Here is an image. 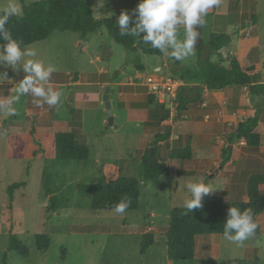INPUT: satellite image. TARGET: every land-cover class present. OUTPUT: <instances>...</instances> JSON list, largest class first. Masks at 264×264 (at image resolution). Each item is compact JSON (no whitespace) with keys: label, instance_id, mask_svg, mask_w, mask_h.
I'll list each match as a JSON object with an SVG mask.
<instances>
[{"label":"rangeland","instance_id":"1","mask_svg":"<svg viewBox=\"0 0 264 264\" xmlns=\"http://www.w3.org/2000/svg\"><path fill=\"white\" fill-rule=\"evenodd\" d=\"M38 1L43 0H24V4L29 6ZM85 1L92 7L96 19L115 22L121 12L131 14L140 2ZM229 2L222 0L219 6L208 11L199 28L195 54L181 61V66L198 70L200 57L208 58L211 36L227 33L234 48L239 47L242 53L258 47L257 64L264 76V2L256 0L254 9L253 0ZM6 3L7 0H0V8ZM228 4L232 16L226 21L230 23L226 29H219L213 13ZM251 16H255V28H249L250 22H246ZM236 17L246 22L244 28L238 30ZM183 33L180 26L178 38L183 39ZM30 47L46 65L56 67L50 83L62 96L56 106L50 107L46 103L35 105L33 100L42 102L43 98L28 94L14 105L15 115L0 113V264H264V213L258 219L261 234L250 237L243 246L220 235L199 236L194 260L173 262L167 257L166 234L171 212L183 208L184 200L190 198L187 182L200 180L211 185L208 196L225 194L228 202H246L250 177L256 174L264 179L262 164L250 158L257 149L245 143L241 145L240 141L235 143L236 149L232 148L233 163L229 170H220L218 175L214 171L220 164V159H214L217 148L196 150L192 161L171 159V151L190 146L191 138H176L185 132L174 126L177 118L171 114L167 124L155 123L154 114L160 117L163 111L146 86V80L164 76L163 82L172 81V70L177 69L178 60L164 55L150 56L140 50L127 52L105 28L86 37L57 31ZM228 56L214 53L209 60L228 68ZM5 70L10 79L0 84V98L13 95L15 85L26 75L22 66L17 72L0 68V72ZM107 87L111 88L114 117V124L109 128L104 103ZM168 129L170 139L153 147L156 136ZM67 132H75L79 142L89 148L88 159L56 158L55 135ZM227 147L225 144L223 150ZM150 149L156 150L159 169L165 171L154 181L145 178L144 157ZM202 153L209 159L206 161L209 173L203 176L198 173L200 164L196 163ZM187 170L188 173L184 172ZM118 178L139 181L141 197L137 210L124 214L93 213L95 185ZM13 186L17 189L11 196L9 190ZM261 194L264 196V184ZM52 197L63 201L56 213L50 211ZM145 234H152L154 243L142 255ZM39 235L50 240L48 250H38L36 237ZM11 236L28 248L27 257L9 251Z\"/></svg>","mask_w":264,"mask_h":264},{"label":"trees","instance_id":"2","mask_svg":"<svg viewBox=\"0 0 264 264\" xmlns=\"http://www.w3.org/2000/svg\"><path fill=\"white\" fill-rule=\"evenodd\" d=\"M23 6V16L21 18L12 17L6 26L12 32L14 38L22 41L23 46L47 40L54 32L80 33L83 37L95 33L101 28H105L113 40L123 46L127 52H137L138 50L150 56H163L158 49L151 47V42L143 43L140 39L131 35H121L117 22L113 20H98L94 17L92 7L85 0H43ZM197 30L200 32L199 28ZM200 36H198V40ZM230 37L225 34L212 35L209 43L208 58L203 60L200 57L199 69L192 71L181 66V61H176L177 69L173 68L172 81H181L183 86L178 95L177 118L181 112L186 110L190 101L186 100V91H196L198 96L201 90H222L227 86H240L248 88L253 94H264V85H253L252 76L243 71L236 58L228 56L230 65L228 68L220 64L211 62L210 56L219 53L223 47L230 43ZM5 43L0 41V44ZM173 58V57H171ZM174 59V58H173ZM141 69V67H137ZM175 75V76H174ZM178 77V78H176ZM163 111V115L158 117L154 114L155 123L162 124L170 119V111L164 106L157 104ZM259 124L258 113H255L247 121L241 123L234 138L243 139L247 146L257 148L261 144L260 135L256 128ZM171 137L170 130L156 136L153 147L159 142L167 141ZM56 158L62 161H82L89 157V148L79 142V137L75 132L56 133L55 135ZM172 160L189 161L193 157L190 146L173 149L170 153ZM230 154L228 148L224 151L221 167L228 163ZM144 159L145 178L156 180L158 176L165 173L160 170L156 159V150L151 155V149L147 151ZM264 184V179L260 175H253L247 184L248 200L246 202H228L226 195H205L201 206L192 212H187L183 208L173 209L170 216V223L167 237V257L169 261L188 262L195 259L196 238L199 236L220 235L223 236L224 226L228 219V212L231 207H238L241 211L251 209L254 221L258 227L253 236L261 234V226L258 222L259 216L264 213V196L261 194L260 185ZM17 187L10 188V195H13ZM130 200L129 207L125 212L135 211L138 208L141 191L139 181L135 178H118L107 183H98L94 187L91 210L95 214L112 211L116 204L122 199ZM63 201L56 197L51 198L50 211L56 213ZM187 212V214H185ZM39 251L48 250L50 240L48 237L39 235L36 237ZM154 236L145 234L143 236L141 254L153 245ZM9 251H15L21 256L29 255L28 248L16 237H10Z\"/></svg>","mask_w":264,"mask_h":264},{"label":"clouds","instance_id":"3","mask_svg":"<svg viewBox=\"0 0 264 264\" xmlns=\"http://www.w3.org/2000/svg\"><path fill=\"white\" fill-rule=\"evenodd\" d=\"M264 2V0H262ZM221 0H140L131 14L123 11L117 19L121 35H131L140 38L143 43L151 42L153 49H158L164 56L183 61L195 54V45L202 27L204 16L214 6H219ZM23 8L19 0H7L6 5L0 8V68H10L17 72L22 66L26 74L14 87V94L0 98V113L15 115L14 105L21 97L30 94L32 97H41L43 101L33 100L40 106L42 103L56 106L62 92L54 90L50 83L52 74L57 70L52 64H45L37 58V51L30 46H23L22 41L13 37L8 27L12 17L21 18ZM183 26V39L178 38V29ZM142 33H146L141 37ZM171 48L173 51L169 52ZM20 62V65H18ZM10 79L7 70L0 72V84ZM190 198L184 200V208L192 212L201 206L202 199L211 192V185L200 180H191L186 183ZM130 200L125 196L112 211L124 214L129 207ZM187 212L185 214H187ZM258 225L254 221L251 209L241 211L238 207H231L228 219L224 226V239L243 246L244 242L252 237Z\"/></svg>","mask_w":264,"mask_h":264},{"label":"crops","instance_id":"4","mask_svg":"<svg viewBox=\"0 0 264 264\" xmlns=\"http://www.w3.org/2000/svg\"><path fill=\"white\" fill-rule=\"evenodd\" d=\"M252 5V8L254 9L257 5L256 0H253ZM229 6L230 4H228L223 10L220 7V9H216L213 13V20L220 27L219 29H226V24L230 23L229 21H226L232 16V14H229ZM236 20V25H239L237 26L239 27L238 30L244 28L246 22H250L249 28L256 27L255 16H251L246 22L239 20L238 17H236ZM246 31L247 30L241 34H245ZM222 34L227 35V33ZM224 48L226 57L229 55L236 58L244 72L252 77H256V81H252L253 85H264V76H262V70L258 67L256 59V53L258 50L257 46L251 47L246 54L242 53L239 47L234 48L232 41H230V43ZM184 97L186 100L190 101V103L187 105L186 110L181 112V116L177 118L174 126L179 127L180 130L185 132V134H181L180 132L176 138H179V136L191 138L190 147L193 151V157L189 161L194 159V153L196 150L201 152L204 147L209 148V151H211L212 148H217L218 150L214 159H220V164L214 171L218 172V175L220 170H229V166L233 163V159H231V151L232 148L236 149L235 143L240 141L241 145L244 143L246 144L243 139L237 140L234 138L239 125L247 121L255 113H258L259 124L255 132L260 135L261 144L256 148L257 151L253 156H250V158H252L253 161L262 164L261 167L264 171V94L255 95L248 88L233 85L227 86L222 90H201L199 96L196 91H186ZM241 117L243 119H241ZM168 122L169 121L163 122V124H167ZM173 130L174 128H172V134ZM225 144L228 146L227 148L230 158L228 163L222 168L221 163L224 153L223 151H225L223 150ZM229 149L231 150L229 151ZM199 157L200 158L196 160V163H198L197 165L200 164V168L196 165L195 169H200V172H198L200 175H207L209 173V166L206 163V161L208 162L209 160L207 159L208 156L202 153ZM214 159H212V161ZM184 172L188 173L189 170ZM193 172L195 174L197 173L196 171ZM261 188L262 185H260V190Z\"/></svg>","mask_w":264,"mask_h":264},{"label":"built area","instance_id":"5","mask_svg":"<svg viewBox=\"0 0 264 264\" xmlns=\"http://www.w3.org/2000/svg\"><path fill=\"white\" fill-rule=\"evenodd\" d=\"M164 79V76L160 78H148L146 86L150 89L151 94L156 97L158 104L164 106L170 111L172 116L177 118L178 95L183 83L179 80L163 82Z\"/></svg>","mask_w":264,"mask_h":264},{"label":"water","instance_id":"6","mask_svg":"<svg viewBox=\"0 0 264 264\" xmlns=\"http://www.w3.org/2000/svg\"><path fill=\"white\" fill-rule=\"evenodd\" d=\"M205 19V16L203 18V20ZM199 28V26H198ZM220 53H223V55L226 57V52H225V48L223 47L221 50H219ZM161 74H164V71H161ZM252 81L255 82L256 81V77L253 76L252 77ZM110 91H111V88L110 87H107L106 88V91H105V94H104V103H105V107L107 109V113H108V125H107V128H109L110 126H112L114 124V117H113V110H112V104H111V101H110ZM231 149H229L230 151ZM153 149H151V155H153Z\"/></svg>","mask_w":264,"mask_h":264}]
</instances>
